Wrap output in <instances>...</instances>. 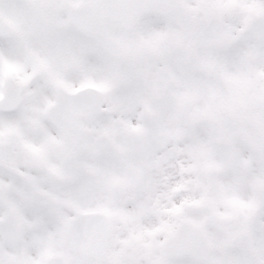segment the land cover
I'll use <instances>...</instances> for the list:
<instances>
[{"label": "snow or ice", "instance_id": "obj_1", "mask_svg": "<svg viewBox=\"0 0 264 264\" xmlns=\"http://www.w3.org/2000/svg\"><path fill=\"white\" fill-rule=\"evenodd\" d=\"M0 264H264V0H0Z\"/></svg>", "mask_w": 264, "mask_h": 264}]
</instances>
